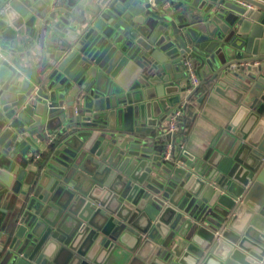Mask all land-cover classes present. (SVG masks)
I'll list each match as a JSON object with an SVG mask.
<instances>
[{
    "label": "water",
    "instance_id": "water-1",
    "mask_svg": "<svg viewBox=\"0 0 264 264\" xmlns=\"http://www.w3.org/2000/svg\"><path fill=\"white\" fill-rule=\"evenodd\" d=\"M241 1L0 0V264H264V0ZM203 87L237 108L190 151L165 122Z\"/></svg>",
    "mask_w": 264,
    "mask_h": 264
},
{
    "label": "crops",
    "instance_id": "crops-1",
    "mask_svg": "<svg viewBox=\"0 0 264 264\" xmlns=\"http://www.w3.org/2000/svg\"><path fill=\"white\" fill-rule=\"evenodd\" d=\"M33 54L35 55L36 51L33 50ZM178 83L186 88V95L193 91L189 79L182 78L178 80ZM207 90L208 87H203L199 92L192 94L190 98L181 97L179 103L175 104L173 108L172 114L178 109L183 114V109L186 108V111L188 110L193 118L192 127L183 141L185 149L190 151L199 146L207 145L215 134L217 127L226 125L237 108L225 97L212 91L209 92V90L203 102L199 103V106L194 105L200 95ZM166 123L169 124V122ZM175 133L177 134V141L182 139L177 131ZM44 147L45 144H42L39 150L34 152V156H42Z\"/></svg>",
    "mask_w": 264,
    "mask_h": 264
},
{
    "label": "built area",
    "instance_id": "built-area-1",
    "mask_svg": "<svg viewBox=\"0 0 264 264\" xmlns=\"http://www.w3.org/2000/svg\"><path fill=\"white\" fill-rule=\"evenodd\" d=\"M234 1H237L239 3H243V1H241V0H234ZM185 66H186V70L188 72L191 87H195L196 84L198 83V75L195 71L194 64L190 60H187L185 62ZM181 114H182V111L180 109L176 110L172 114L170 121H169V124H168V130L169 131L175 132L177 130V119ZM37 156L38 155H36V157Z\"/></svg>",
    "mask_w": 264,
    "mask_h": 264
},
{
    "label": "trees",
    "instance_id": "trees-1",
    "mask_svg": "<svg viewBox=\"0 0 264 264\" xmlns=\"http://www.w3.org/2000/svg\"><path fill=\"white\" fill-rule=\"evenodd\" d=\"M183 110H184L183 114H181L177 119V128H178L177 132L184 140L192 127L193 118L190 115L189 111L188 110L186 111V108H184Z\"/></svg>",
    "mask_w": 264,
    "mask_h": 264
}]
</instances>
